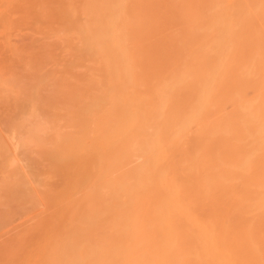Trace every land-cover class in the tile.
Returning <instances> with one entry per match:
<instances>
[{
    "label": "bare ground",
    "instance_id": "obj_1",
    "mask_svg": "<svg viewBox=\"0 0 264 264\" xmlns=\"http://www.w3.org/2000/svg\"><path fill=\"white\" fill-rule=\"evenodd\" d=\"M49 1L23 9L45 19L36 40L17 16L45 50L25 53L33 75L9 38L21 6L0 25L31 81L0 75L6 131L35 154L26 230L130 233L109 240L153 264H264V0Z\"/></svg>",
    "mask_w": 264,
    "mask_h": 264
},
{
    "label": "rangeland",
    "instance_id": "obj_2",
    "mask_svg": "<svg viewBox=\"0 0 264 264\" xmlns=\"http://www.w3.org/2000/svg\"><path fill=\"white\" fill-rule=\"evenodd\" d=\"M13 1L11 2V0H0V18L3 15L2 19H0V20L1 21L4 20V21H2V23L0 22V25L1 24H9L5 19L8 20L7 17L9 15H10L9 18L10 17L13 18L15 14H12L13 15L12 16L11 13L12 12L17 13V10H19L21 8L22 12L21 11H18V12L23 13V14L15 15L16 18L15 19L13 18L14 20L11 19V21L13 20V22H14L16 20L15 22L16 23L19 22V25H21V26H23V24H24L23 22H25L27 29L29 27V30H30L28 33L32 34L34 37L36 36L34 40H36L37 36L40 34L39 32L43 31V30H41V29H43V28H41V26H37V28L40 27L41 29L38 28V31L39 30L40 31L39 32L36 31L37 29H36V27H34V25L35 26H36V24L41 25L43 23V25L45 27L44 33L46 34V26H45L46 24L44 23V20H45L44 17L41 16L44 19L43 21H41L42 19L40 20L41 24L40 23L39 24L34 23L32 21V19H35V15L33 13L34 11L37 10V12H39L38 11L39 9H40V12L43 11V10H41V7L43 5L41 7H39L41 5V2L46 3V1H47V3H48L49 0H44V1L36 0V2L34 0H32V1H34V4H37L36 7L34 5L30 4L32 2V1L30 2V0H28L29 3H27L30 6L25 5L26 3L24 5H19V4H23V2H19V1H18L19 3L17 2L15 4L14 2L16 0L14 2ZM38 1H39L40 5H39V3H37ZM3 2H5V3H3ZM1 3H3V4H1ZM9 4L10 5H12V4L16 5L17 8L13 9L11 6L9 9V7H8ZM52 4H54V3L52 2L50 5H52ZM50 5H48V8L50 7ZM54 5H57V4H54ZM16 6H14V7H16ZM23 6L24 7L27 6L28 7L27 10L29 9V11H30L31 7L33 9L34 8L35 9L33 12L31 11L30 13L29 12L26 13L25 12L26 7L23 8ZM7 8L9 9V12L11 9H13L14 11L11 10V12L9 13ZM43 8L46 9L44 11L49 10V9H47V6L46 7L43 6ZM23 9H25V11ZM33 9H31V10H33ZM5 10H7L8 16H6L7 13L5 14V12H6ZM2 13H4V14H2ZM26 14H30V15L27 16ZM17 16H19V17L21 16L24 18L23 19V18L18 17L19 20H21V21L23 20L22 21L23 24L20 23L21 21L17 20L18 19ZM4 17H5V19H4ZM27 17H28V19H26ZM25 20L26 21L28 20L27 21L28 24H30L32 21L33 27H31L30 25H27ZM11 21H10V23H11ZM16 25L19 26L18 24H16ZM30 27L34 28V30L38 33H36V32L32 33L33 29H31ZM15 28H16V26H15ZM18 29L22 30L23 32L22 31L19 32L20 30L19 31L16 30V32L12 31L13 35L11 37L9 36V38H11V41H10L11 44H13V45L16 44L15 47L13 45H11V46H13V48H16V46H18V45H21V46L25 45L26 47H27V45L30 46V50L28 49L25 51L21 50V46H18V49L16 48L17 53L21 54V55L18 54V56L16 57L17 60L20 57L19 61H17V62H18V64H19V62L20 63L23 62L22 65H20V64L19 65L22 67L24 65V69L26 70V68H28V67L25 68V66L29 63L28 60H30V58L28 59V57L32 54V52L30 53V51H31L32 47H35L36 44L39 42L32 41L33 40L32 38H31V40H29L30 34L27 35L28 33L26 34V31L23 30V29H25L24 26L22 28L18 27ZM12 33H10V34H12ZM24 33L26 36H23ZM42 33L43 32H41V35H42ZM34 34H37V35H34ZM42 36H44V35H42ZM44 38L42 39V42H40L41 45L43 43ZM46 40H47V38H46ZM39 41H41V40L39 39ZM46 42L47 41H45V43ZM45 43H43V45ZM2 45L3 44L0 41V70H1L0 75H1V78L2 79L8 78L9 74L11 73L10 71L13 69V72L16 70V71H19L18 73L23 75V76L22 75L19 76L21 78L23 77V79H22L23 82H22V80H19L17 82L18 85H19V83H22L21 84V85H23L22 87H28L27 85L31 82V81L27 82V79L29 81V78H27V76L29 75L28 72L23 70L22 67L19 68V66L18 67L15 66V68H16L15 70L13 67V65L16 62V61H14L16 58L13 59L12 55H14V54L16 55L17 53H12V55H9L11 52H13V51H11V52L9 51L8 52L9 57H8L6 55L7 52L2 50V49L6 50V48H2ZM37 45H39V44H37ZM41 48H45V47H40V49ZM19 49L21 51H23V54H24L23 56H22V52ZM37 49H38V47H37ZM26 51H27V54L29 55L28 57H26L27 56V54H25ZM32 51H33V55H34L35 49H33ZM44 52H45V50L42 51L41 53H44ZM39 53H37V54H39ZM15 55H14V57H15ZM42 56H44V55H42ZM42 56L40 54V57H42ZM33 57H35V56H33ZM43 59L45 60V59H47V57H45ZM22 60H24V61H22ZM43 62L41 64L44 65L45 62L44 63ZM49 62H52V61H50V60L47 61L45 66H43L46 69V70H44V71H46L45 72L46 74H47V69H48V71H50L56 67L53 65V63H49ZM31 63H32L31 66H33V61ZM18 64H16V65H18ZM1 66H3V68H1ZM18 68L21 70H19ZM29 68L31 70V67H29ZM34 68L35 67H33V70H31V72L32 71L34 72ZM38 68H39V66H38ZM38 68H37V70H38ZM40 69H39V71H40ZM16 71H15V73H16ZM20 71H22V72H20ZM41 71H43V70H41ZM23 72H25V74H26L25 77H24ZM33 72L31 75H33ZM38 73H42V72H38ZM38 73H35L34 74L35 76H32V77L38 78L39 75L38 76L36 75ZM29 77H31V76H29ZM37 78H36V80H37ZM25 79H26L25 83H27L26 86L23 84ZM32 82H34V80ZM30 86H32V85L30 84ZM8 117L9 116L7 114L0 112V264H127L125 259H130V260H133L135 262L139 261L138 264H153V261H151L150 259L147 258V255H149L148 250L144 249V247L138 248L136 246L133 247L132 245H131L132 247H130L129 243L127 241L123 242V240H122L119 242L117 241L118 243L117 242L115 243V241L112 242L113 240H109V239H111V237L112 238H114V237H121V238L122 237L123 238L124 237H130L131 236L130 233H104V232H87V233L81 232V233H78V232H45V231H35V230L27 231L26 230V228L28 227V224L35 220L36 214L42 213V212H39V210L42 207V205L39 203V201H37L35 204L30 203L31 199L37 197V193H36V190L34 188V184L31 181V174H30V169H31L30 165H32V163H31L32 159L31 158H33L35 156V154L29 148H26V147L21 145V143L24 139L23 137L18 136L17 134H13V133L11 134V133L6 131V124L8 123V119H9ZM48 150H51L50 152H57L56 150H58V147L57 148L56 147H54V148L48 147ZM31 155H32V157H31ZM37 170L40 171L39 168ZM58 181L56 179V182H57L56 184H58ZM53 238H56L58 240L53 239ZM78 238L79 239L83 238V240H76ZM103 238H104V240H103ZM107 240H109V241H107Z\"/></svg>",
    "mask_w": 264,
    "mask_h": 264
}]
</instances>
